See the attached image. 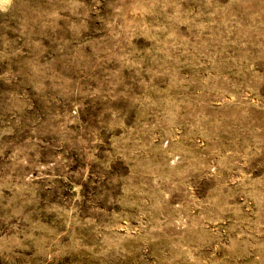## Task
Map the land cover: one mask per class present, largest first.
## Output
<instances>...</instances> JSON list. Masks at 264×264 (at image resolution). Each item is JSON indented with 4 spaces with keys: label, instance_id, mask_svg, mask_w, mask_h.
I'll use <instances>...</instances> for the list:
<instances>
[{
    "label": "rangeland",
    "instance_id": "1",
    "mask_svg": "<svg viewBox=\"0 0 264 264\" xmlns=\"http://www.w3.org/2000/svg\"><path fill=\"white\" fill-rule=\"evenodd\" d=\"M0 264H264V0H0Z\"/></svg>",
    "mask_w": 264,
    "mask_h": 264
},
{
    "label": "bare ground",
    "instance_id": "2",
    "mask_svg": "<svg viewBox=\"0 0 264 264\" xmlns=\"http://www.w3.org/2000/svg\"><path fill=\"white\" fill-rule=\"evenodd\" d=\"M242 22V21H241ZM243 33V32H242ZM238 45V44H237ZM81 60V59H80ZM87 71V70H86ZM35 73V72H34ZM37 76V75H36ZM43 76V75H42ZM34 80V79H33ZM29 82V81H28ZM51 89V88H50ZM57 89V88H56Z\"/></svg>",
    "mask_w": 264,
    "mask_h": 264
}]
</instances>
